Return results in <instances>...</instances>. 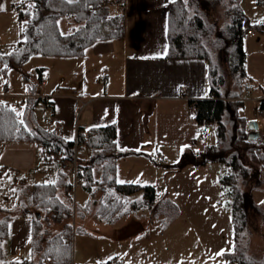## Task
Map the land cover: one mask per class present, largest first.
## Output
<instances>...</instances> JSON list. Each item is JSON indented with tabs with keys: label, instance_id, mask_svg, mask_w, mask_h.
Returning a JSON list of instances; mask_svg holds the SVG:
<instances>
[{
	"label": "trees",
	"instance_id": "trees-1",
	"mask_svg": "<svg viewBox=\"0 0 264 264\" xmlns=\"http://www.w3.org/2000/svg\"><path fill=\"white\" fill-rule=\"evenodd\" d=\"M215 9H220L226 19L219 30H213L211 24L206 23L205 13L209 15ZM16 12L24 29L23 37L6 52V65L2 66L4 73L8 66L22 64L33 55L79 56L96 40L124 36V13L119 10L111 12L108 6L102 5V0H23L21 5H16ZM63 16L72 26L67 32H63L59 25ZM250 28L264 32V21L250 23L240 0H172L168 3L165 57L206 61L209 96L190 99L188 104L195 109L196 123L213 125L216 134V141L203 147L200 163H218L228 169L219 179L222 190L230 197L227 206L233 224V249L226 264H264L246 258L243 250L239 251L241 233L252 214L264 220L262 205L253 199L254 190H264V141L260 137H244L247 116L239 111L243 107L240 98L247 78L243 39ZM209 35L213 49L205 43ZM37 73L41 80L40 69ZM6 88L7 82L3 84V89ZM41 100L40 96H24L19 103L20 107L24 104L21 112L8 102H0V142H31L40 148L44 161H70L74 141L65 140L59 132L42 126L36 120L34 107ZM49 104L52 107V103ZM50 116L42 114L43 119ZM76 144L90 150L88 163H78V168L82 172L80 175L87 179L82 187L89 196L98 189L103 192L96 209L99 218L112 222L118 213L124 212L126 195L136 190H142L143 197L142 200L131 201L134 210L156 207L154 185L119 183L116 180L117 160L132 151L117 147L114 123L92 127L88 134L79 129ZM95 167L99 171L98 180L93 176ZM59 172L61 177L67 176L66 170ZM57 188L55 181L31 185L27 205L33 206L37 212L31 217L28 258L17 262L6 259L2 241L9 235V218L4 216L0 219V264H72V243L71 240L66 241L67 237H72L70 222L65 221L52 235L43 227L44 221L61 222L72 215L71 206L57 195ZM70 189L71 182L66 179L64 191L67 195ZM88 202L77 211L78 217L82 218L87 212ZM159 205L164 206L158 211L165 213L167 223L179 215L178 206L168 197L162 198ZM113 262L101 264H122Z\"/></svg>",
	"mask_w": 264,
	"mask_h": 264
},
{
	"label": "rangeland",
	"instance_id": "rangeland-1",
	"mask_svg": "<svg viewBox=\"0 0 264 264\" xmlns=\"http://www.w3.org/2000/svg\"><path fill=\"white\" fill-rule=\"evenodd\" d=\"M22 1L0 0V53L8 52L23 37L16 12V5H21ZM114 7H116V1L110 0L108 9L113 11ZM241 7L250 21L264 20V1L242 0ZM205 14L206 23L211 24L213 30H219L224 26L226 19L220 9H215V12L210 11L209 15L207 12ZM59 25L63 32L69 31L72 27L64 16L59 19ZM210 39L211 35L207 36L205 43L213 49ZM243 48L246 54L247 73L246 81L243 84L245 86L251 81L255 85V89L251 93L244 90L243 107L239 110L240 114L247 116L244 131V137L247 139V132L250 131V127L247 126L248 119L257 116L254 115L255 111H253L250 98L264 92V35H260L258 32H247L243 39ZM48 59L51 58L38 54L33 55L22 64L8 66L4 73L2 66L6 65V61L0 58V102H8L19 111V103L22 98L20 96L22 95L13 94H29L28 86L33 81L40 86L37 68ZM24 75L27 80H24ZM253 78L256 80L253 81ZM5 82H7V90L3 89ZM102 85L103 82L97 84V86ZM165 104L160 102L151 117L149 116L148 129L150 128V132L147 133L148 145L145 149L150 152L148 161L154 164L155 160V163L164 170L148 179L146 177L136 179L137 175L133 176L134 173H132L134 171L125 177V179L132 180L131 183L136 182L134 180H140L139 184L150 182L154 185L156 189L155 202L158 203L155 208L152 206L134 210L131 201L142 200L143 197L142 190H136L126 195L127 204L124 212L118 213L112 222H108L96 215V209L101 199L99 196L101 190L98 189L92 197L93 200L90 201L91 208L84 217L80 218L77 211L90 199L89 194L81 185L76 187L74 195H67L64 187H58L57 195L64 203L70 205L75 213L61 222L44 221L43 227L48 230L49 235H52L61 229L65 221L70 222L73 226L72 264H101L112 261L114 258L120 260L122 264L227 263L228 254L233 249V224L231 211L227 206L230 197L222 190L218 180L217 170L219 166H223L214 164L207 168L205 177H199L202 178L199 180L202 181L199 187L194 185L195 188L189 190V187L184 189L181 185L183 188L181 192H175L174 181L177 180L179 184H182L184 179L178 178V172L173 169L165 172L166 168H174L175 165L178 168L182 166L181 164L201 165L203 156L197 149V145L201 142L211 144L216 141L214 126L198 125L193 115V108H189L187 102L186 105L176 101H168ZM169 110L172 111V114H169L171 117L167 114ZM163 111L164 113H161ZM34 113L39 124L51 128L50 119L42 118L43 111L40 105ZM261 117L264 120V116ZM261 131H264V128ZM168 139H171L173 143L177 141V145L184 144V147L166 145V149L161 152L167 155V159L160 162L155 148L158 147L160 150V144ZM194 140L197 143H194ZM35 148L38 152L34 165L28 173L22 174L20 171L7 167L5 170H1L3 167L0 166V206H2L0 219L7 216L9 224L14 219H20L25 214L24 211H28L32 215L36 214L35 208L27 205V196L31 185L37 182L53 181L55 174L61 169L59 160L44 161L40 148L37 146ZM89 153L88 148L79 147L77 149L79 163L87 164ZM94 171L96 175H99L97 167L94 168ZM121 180L123 179L118 181L122 182ZM185 192L186 194H184ZM165 197L176 203L180 213L168 223L165 213L158 211V208L164 209V206L159 205V201ZM192 198L194 202L190 201ZM253 199L264 209V190H254ZM86 207H89V202ZM7 239L2 241V249L7 260L13 259L17 262L28 256L29 247L20 250L17 256L11 255ZM240 250H243L246 258L255 262H264V220L260 216L252 214L249 219L240 236ZM221 252L223 254H220Z\"/></svg>",
	"mask_w": 264,
	"mask_h": 264
},
{
	"label": "crops",
	"instance_id": "crops-1",
	"mask_svg": "<svg viewBox=\"0 0 264 264\" xmlns=\"http://www.w3.org/2000/svg\"><path fill=\"white\" fill-rule=\"evenodd\" d=\"M112 1L124 3L121 9L114 7L113 11L110 10L111 12L119 10L124 13L122 38L96 40L79 56H47L51 59L37 68L46 80L39 79L40 86L33 81L34 83L28 86L29 94L14 93L13 95H22L20 96L22 98L27 95L49 96L53 107L49 125L65 140H73L79 129L84 131L95 126L114 123L117 147L119 150L132 151L117 160L116 180L123 179L122 182H118L131 183L132 180L125 179L131 171H134L133 176L137 175L136 179L142 177L148 179L164 170L155 163V160L154 164L148 161L150 152L145 149L148 145L147 133L150 132L149 116L151 117L160 102L166 105L168 101H176L186 105L190 99L208 97L206 61L201 58L165 57L168 44L166 34L168 3L172 0ZM241 3L242 0L240 5ZM262 21L264 20L259 22ZM250 23L257 22L250 21ZM251 29L253 28L248 29L247 32H258L264 35V32ZM5 54L0 53V58L4 59ZM26 78L24 75V80ZM103 78L106 80L103 81ZM255 80L253 78V81ZM98 82H103V85L97 86ZM23 106L24 104H21L19 112L22 111ZM188 106L193 108L195 118L194 107L189 104ZM37 107L38 105L34 107V111ZM167 114H172V111H167ZM193 142L197 143L196 140ZM206 144L209 143H199L197 149L202 151ZM166 145L184 147V144L177 145V141L173 143L171 139L164 140L160 144V150L155 146L160 162L167 159V155L161 152L166 149ZM35 146L36 144L31 142H0V166L3 167L1 170L7 167L20 171L22 174L28 173L34 165L38 152ZM156 161L159 163L158 160ZM214 164L219 166L218 163L213 162L201 165L183 164L180 168H166L165 172L173 169L178 172V178L184 179L182 184H179L177 180L174 181L175 192H181L183 189L181 185L184 189L189 187V190L195 188L194 185L199 187L202 182L199 181L202 180L199 177H205L207 168ZM222 170V174L228 172V169L219 166L218 180L222 176ZM66 173L67 176L64 178V175L61 177L58 171L51 182L55 181L58 187H64L65 180L69 182L71 180L68 170ZM93 176L95 180L99 179L95 171ZM134 181L136 182L133 183H138L140 180ZM95 193L90 195L87 212L91 208L90 201L93 200ZM99 196L101 198L102 191ZM190 201L194 202V199ZM84 205L80 206L79 210L83 209ZM24 212L20 219H14L9 224L7 244L13 256H17L20 250L29 247L32 214L28 211ZM29 253L30 249L28 256L21 260L28 258ZM10 260L13 261V259L8 261ZM112 261L121 262L116 258Z\"/></svg>",
	"mask_w": 264,
	"mask_h": 264
},
{
	"label": "built area",
	"instance_id": "built-area-1",
	"mask_svg": "<svg viewBox=\"0 0 264 264\" xmlns=\"http://www.w3.org/2000/svg\"><path fill=\"white\" fill-rule=\"evenodd\" d=\"M109 2H110L109 0H102V5L107 6L109 4ZM123 5H124V3H119V2L117 3L116 2V7L118 9H121L123 7ZM251 30L255 31V29H251ZM43 80H46L45 76L42 77V81ZM103 80H106V78H103ZM244 89L246 92L251 93L255 89V85L252 82L248 83L244 86ZM40 97L42 98V100L40 101V103L38 105H40V108H42L43 116L47 117V115H50L52 112V107L49 104L51 102L50 97L46 96V95H40ZM250 100H251L252 106L254 108L253 111H255L254 115H257V116H253L249 119H256L259 121V123H260V127H259L260 138L262 141H264V131H261V129L264 128V120H262L263 118L261 117L262 115L264 116V93H262L258 96H255V97L251 96ZM247 126H248V122H247ZM83 132L85 134H88L89 130H84ZM76 135H77V133H76ZM76 135L73 139L74 151H73L72 160H70V161L60 160L61 168L68 170L69 173L71 174L72 180H71V189L69 191V195H74L76 187L79 185L82 186L83 184H85L87 182V179H85L84 177H82V175H80V174H82V172H79V168H78L79 162H78L77 149L79 148V146L76 144ZM73 206H74V201H73ZM70 240H71L70 237L66 238V241H70Z\"/></svg>",
	"mask_w": 264,
	"mask_h": 264
},
{
	"label": "water",
	"instance_id": "water-1",
	"mask_svg": "<svg viewBox=\"0 0 264 264\" xmlns=\"http://www.w3.org/2000/svg\"><path fill=\"white\" fill-rule=\"evenodd\" d=\"M248 126L251 129V131L248 133V138L257 139L260 135V133H259L260 123H259V121H257L256 119H251L248 121Z\"/></svg>",
	"mask_w": 264,
	"mask_h": 264
},
{
	"label": "snow or ice",
	"instance_id": "snow-or-ice-1",
	"mask_svg": "<svg viewBox=\"0 0 264 264\" xmlns=\"http://www.w3.org/2000/svg\"><path fill=\"white\" fill-rule=\"evenodd\" d=\"M24 29L23 28H21V31H23ZM21 123H23V121H21ZM220 254H223V252H221Z\"/></svg>",
	"mask_w": 264,
	"mask_h": 264
}]
</instances>
